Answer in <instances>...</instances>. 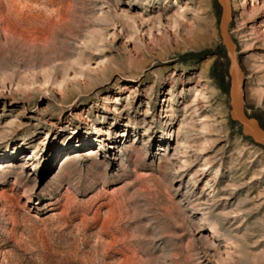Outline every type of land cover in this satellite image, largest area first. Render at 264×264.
<instances>
[{
    "label": "rangeland",
    "instance_id": "374dc122",
    "mask_svg": "<svg viewBox=\"0 0 264 264\" xmlns=\"http://www.w3.org/2000/svg\"><path fill=\"white\" fill-rule=\"evenodd\" d=\"M231 4L264 124V0ZM218 18L216 0H0V264H264V148L228 121Z\"/></svg>",
    "mask_w": 264,
    "mask_h": 264
},
{
    "label": "water",
    "instance_id": "95a60500",
    "mask_svg": "<svg viewBox=\"0 0 264 264\" xmlns=\"http://www.w3.org/2000/svg\"><path fill=\"white\" fill-rule=\"evenodd\" d=\"M216 3L219 6L217 26L220 45L224 48L228 61V116L231 121L239 126L242 135L248 137L252 143L264 148V128L259 125L258 120L254 116L249 115L244 110L243 74L236 55V44L228 29L232 18L229 0H216Z\"/></svg>",
    "mask_w": 264,
    "mask_h": 264
},
{
    "label": "trees",
    "instance_id": "16d2710c",
    "mask_svg": "<svg viewBox=\"0 0 264 264\" xmlns=\"http://www.w3.org/2000/svg\"><path fill=\"white\" fill-rule=\"evenodd\" d=\"M215 5H216V4H215ZM215 54H216L219 58H223V59L225 58V51H224V48H223L220 44L217 45V47H216V51H215ZM212 69H213L212 71H213L215 77L217 78V80H218V82H219V87H220L223 91H226V90H227V81L225 80V78L227 77V70H226V68H225V67H222L221 69L216 70V69L213 67ZM228 121H229L231 127H236V128L238 129V132L240 133V135H241L243 138H245V139H247V140H249V141L251 142V140H250L248 137H246V136H244V135L241 134L239 126H238L235 122L231 121L230 118H229V116H228ZM258 123H259V125H260L261 127L264 128V124H262L260 121H258Z\"/></svg>",
    "mask_w": 264,
    "mask_h": 264
},
{
    "label": "bare ground",
    "instance_id": "6f19581e",
    "mask_svg": "<svg viewBox=\"0 0 264 264\" xmlns=\"http://www.w3.org/2000/svg\"><path fill=\"white\" fill-rule=\"evenodd\" d=\"M233 3H235V0H233ZM229 5H230V9H232V4H231V0H229ZM177 16V15H176ZM137 18V17H136ZM154 21V20H153ZM138 22V21H137ZM140 22V24H144V23H146V21L144 20V21H139ZM178 26H180V29H183V25L182 24H180V22L178 23ZM176 28V27H175ZM178 29V27L176 28V30ZM179 31V30H178ZM187 32V31H186Z\"/></svg>",
    "mask_w": 264,
    "mask_h": 264
}]
</instances>
